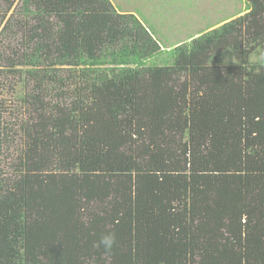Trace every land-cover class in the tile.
<instances>
[{
	"label": "trees",
	"instance_id": "obj_1",
	"mask_svg": "<svg viewBox=\"0 0 264 264\" xmlns=\"http://www.w3.org/2000/svg\"><path fill=\"white\" fill-rule=\"evenodd\" d=\"M246 2L162 48L111 0H0V264H264V0ZM228 50L244 59L213 62Z\"/></svg>",
	"mask_w": 264,
	"mask_h": 264
},
{
	"label": "rangeland",
	"instance_id": "obj_2",
	"mask_svg": "<svg viewBox=\"0 0 264 264\" xmlns=\"http://www.w3.org/2000/svg\"><path fill=\"white\" fill-rule=\"evenodd\" d=\"M118 10L136 12L138 16L155 30V36L160 39L162 48L176 46L191 40L190 37L203 32L223 20H230L243 11L246 0H111ZM17 3V1H16ZM13 10V9H12ZM11 13V12H10ZM258 53L251 55L252 60H258ZM167 58V59H166ZM244 59L239 51H225L216 63H238ZM167 52L153 57L148 64H169ZM21 90V87H18ZM13 103L16 94H2ZM1 98V96H0ZM15 148V147H14Z\"/></svg>",
	"mask_w": 264,
	"mask_h": 264
},
{
	"label": "clouds",
	"instance_id": "obj_3",
	"mask_svg": "<svg viewBox=\"0 0 264 264\" xmlns=\"http://www.w3.org/2000/svg\"><path fill=\"white\" fill-rule=\"evenodd\" d=\"M115 243H116L115 233L109 232L103 234L95 246L102 247L106 252H111Z\"/></svg>",
	"mask_w": 264,
	"mask_h": 264
}]
</instances>
